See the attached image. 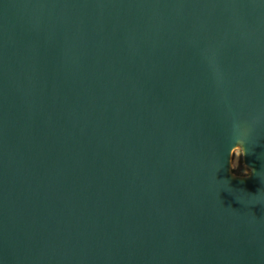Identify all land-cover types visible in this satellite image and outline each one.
<instances>
[{
	"label": "water",
	"instance_id": "water-1",
	"mask_svg": "<svg viewBox=\"0 0 264 264\" xmlns=\"http://www.w3.org/2000/svg\"><path fill=\"white\" fill-rule=\"evenodd\" d=\"M0 264H264V0H0Z\"/></svg>",
	"mask_w": 264,
	"mask_h": 264
},
{
	"label": "clouds",
	"instance_id": "clouds-1",
	"mask_svg": "<svg viewBox=\"0 0 264 264\" xmlns=\"http://www.w3.org/2000/svg\"><path fill=\"white\" fill-rule=\"evenodd\" d=\"M247 154L246 148L244 147V141L242 139H237L235 146H232L229 152V163L231 169L235 170L240 166L241 158ZM243 174L245 176L251 174V170L244 168Z\"/></svg>",
	"mask_w": 264,
	"mask_h": 264
},
{
	"label": "rangeland",
	"instance_id": "rangeland-1",
	"mask_svg": "<svg viewBox=\"0 0 264 264\" xmlns=\"http://www.w3.org/2000/svg\"><path fill=\"white\" fill-rule=\"evenodd\" d=\"M244 168H248L244 163H243V159L241 158V161H240V166L234 170V172L238 175H244L243 174V170ZM249 169V168H248Z\"/></svg>",
	"mask_w": 264,
	"mask_h": 264
}]
</instances>
